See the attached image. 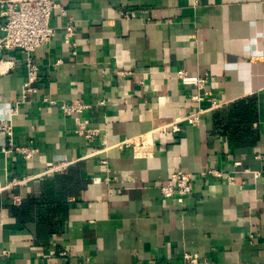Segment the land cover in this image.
<instances>
[{
  "label": "crops",
  "instance_id": "0c3cea01",
  "mask_svg": "<svg viewBox=\"0 0 264 264\" xmlns=\"http://www.w3.org/2000/svg\"><path fill=\"white\" fill-rule=\"evenodd\" d=\"M62 3L68 15L54 11L56 34L33 53L38 91L22 104L26 54L0 55V121L38 149L25 159L0 133V264H183L185 253L264 264V0ZM181 70L207 76L222 105L191 101ZM249 99L256 117L239 124L234 106ZM76 100L86 109L64 114L58 103ZM199 108V125L159 131ZM80 123L99 133L77 134ZM150 134L152 155L123 144ZM51 160L68 168L48 177ZM178 169L194 175L193 192L165 198Z\"/></svg>",
  "mask_w": 264,
  "mask_h": 264
},
{
  "label": "built area",
  "instance_id": "2783aa9c",
  "mask_svg": "<svg viewBox=\"0 0 264 264\" xmlns=\"http://www.w3.org/2000/svg\"><path fill=\"white\" fill-rule=\"evenodd\" d=\"M124 3L129 0H122ZM197 1V0H195ZM58 9L62 15H68L66 5H63L62 0H0V16L4 17L2 31L0 35V55L2 52L8 50H21L26 54L25 67L27 70L26 78L23 81L20 101L22 104L26 101L30 94L36 93L37 80L39 78V66L35 62L33 53L41 46L49 43L56 34V28L51 23V18L54 11ZM126 15L127 12L121 11ZM75 25L71 17H69L65 26V41L71 42L75 36ZM2 59L0 58V65ZM0 68V73H1ZM181 81L188 86H193L196 91L189 95L190 100L199 103L210 97L212 101V108L219 107L222 104L214 100V96L206 89L209 78L207 76L192 75L184 70L178 72ZM66 115H78L86 109V105L80 101H71L68 103H58ZM17 107L11 109L10 115L16 113ZM205 112L204 109L199 108L198 111L188 114L184 118L175 119L167 125L159 129L160 132H165L170 129L173 133L182 131V124L184 122L191 125H199L201 115ZM0 133L6 135L9 141V148L7 151L19 153L25 159L34 157L38 149L33 145L18 144L14 138V125L11 118L0 121ZM76 133L93 139L98 133L97 128H88L87 124L80 123L76 128ZM134 139H126L123 144H133L135 148L143 153V155H152L153 140L152 136L144 135L137 143ZM240 165V162H236ZM68 168L67 161H47L45 163L44 174L51 176L55 173L64 172ZM250 171V170H247ZM255 177L259 176V171H253ZM204 174L214 177H224V172L217 168H208ZM229 183L234 181V175H227L225 177ZM194 175L183 169L173 171L169 180L161 185V192L165 198L174 196L186 197L193 192L194 189ZM65 254V253H63ZM183 264H214L206 259L201 260L196 254L185 253L183 257Z\"/></svg>",
  "mask_w": 264,
  "mask_h": 264
},
{
  "label": "trees",
  "instance_id": "16d2710c",
  "mask_svg": "<svg viewBox=\"0 0 264 264\" xmlns=\"http://www.w3.org/2000/svg\"><path fill=\"white\" fill-rule=\"evenodd\" d=\"M236 109L234 110V114L236 115V118L238 119V123L242 124L245 122L251 123L256 117V105L253 102L252 99L248 100V103H245V101H240L236 106H234ZM237 124L236 122H234ZM233 128H236L239 125H235ZM232 125H230L231 127Z\"/></svg>",
  "mask_w": 264,
  "mask_h": 264
}]
</instances>
